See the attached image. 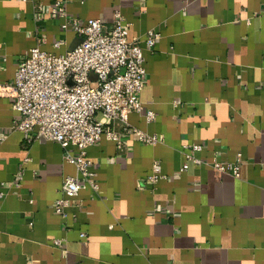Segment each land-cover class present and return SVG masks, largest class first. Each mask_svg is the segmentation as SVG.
Here are the masks:
<instances>
[{"label": "crops", "instance_id": "obj_1", "mask_svg": "<svg viewBox=\"0 0 264 264\" xmlns=\"http://www.w3.org/2000/svg\"><path fill=\"white\" fill-rule=\"evenodd\" d=\"M54 1L0 0V264H264V0H60L79 22L119 11L129 40L160 33L143 49V109L128 123L163 135L146 144L108 123L120 143L87 147L99 188L81 189L65 217L53 203L75 167L58 142L25 143L8 87L37 43L56 54L78 43L49 15ZM194 142L202 163L180 171ZM213 161H238V176Z\"/></svg>", "mask_w": 264, "mask_h": 264}, {"label": "built area", "instance_id": "obj_2", "mask_svg": "<svg viewBox=\"0 0 264 264\" xmlns=\"http://www.w3.org/2000/svg\"><path fill=\"white\" fill-rule=\"evenodd\" d=\"M36 9L43 12L42 4L37 3ZM47 10L49 15L63 17L61 29L71 28L81 41L60 54L48 52L37 43L19 60L8 87L14 96L12 108L18 114L12 127L22 133L25 143L39 139L58 142L63 149V158L75 167L73 175L63 178L60 196L53 203L54 211L65 217L71 199L81 189L96 193L99 188L96 173L90 170L87 147L103 135L120 143L118 133L107 128L108 123L120 121L123 131L136 135L146 144L163 140L162 134H150L128 123L130 111L141 112L143 109L139 100L146 80L143 49L152 50L160 33L149 28L143 37L129 40V23L119 11L115 12L110 24H105L99 18H88L83 22L68 18L60 0H55ZM61 43L57 40L53 45L58 47ZM91 73L94 78L90 77ZM144 115L147 120L155 116L150 109ZM70 146L75 147L76 153L68 150ZM182 148L191 152L184 153L180 171L188 168L187 160L202 163L193 155L201 150L199 143H186ZM153 164L147 179L155 183L162 175L158 164ZM208 164L221 172L239 174L238 161ZM60 242L54 239L55 245Z\"/></svg>", "mask_w": 264, "mask_h": 264}, {"label": "water", "instance_id": "obj_3", "mask_svg": "<svg viewBox=\"0 0 264 264\" xmlns=\"http://www.w3.org/2000/svg\"><path fill=\"white\" fill-rule=\"evenodd\" d=\"M80 41H81V38L78 37V43H79ZM78 43H77V44H78ZM77 44H76V45H77ZM76 45H74V47H75ZM74 47H72V48H74ZM72 48H71V49H72ZM90 77H91V78H94L95 75L91 73V74H90Z\"/></svg>", "mask_w": 264, "mask_h": 264}]
</instances>
